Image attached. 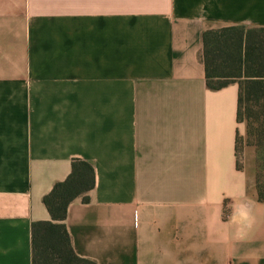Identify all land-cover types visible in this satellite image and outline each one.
Returning <instances> with one entry per match:
<instances>
[{
    "label": "crops",
    "instance_id": "crops-1",
    "mask_svg": "<svg viewBox=\"0 0 264 264\" xmlns=\"http://www.w3.org/2000/svg\"><path fill=\"white\" fill-rule=\"evenodd\" d=\"M264 29V0H0V264L75 160L68 208L96 264H264V203L238 168L239 86H207L204 37Z\"/></svg>",
    "mask_w": 264,
    "mask_h": 264
},
{
    "label": "trees",
    "instance_id": "trees-1",
    "mask_svg": "<svg viewBox=\"0 0 264 264\" xmlns=\"http://www.w3.org/2000/svg\"><path fill=\"white\" fill-rule=\"evenodd\" d=\"M207 86L218 91L233 83L239 86L237 121L246 128L245 138L237 135L238 168L242 144L255 150V187L258 202L264 203V29L224 28L204 37ZM95 188V170L75 160L69 177L57 183L44 204L51 221L33 224V264H96L73 249L65 225L69 206Z\"/></svg>",
    "mask_w": 264,
    "mask_h": 264
},
{
    "label": "rangeland",
    "instance_id": "rangeland-1",
    "mask_svg": "<svg viewBox=\"0 0 264 264\" xmlns=\"http://www.w3.org/2000/svg\"><path fill=\"white\" fill-rule=\"evenodd\" d=\"M244 125V124H243ZM245 126V125H244ZM241 138H245L246 131L243 134H240ZM239 161L244 169L255 179V150L252 147H247L242 144V147L239 151Z\"/></svg>",
    "mask_w": 264,
    "mask_h": 264
}]
</instances>
